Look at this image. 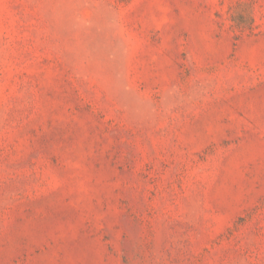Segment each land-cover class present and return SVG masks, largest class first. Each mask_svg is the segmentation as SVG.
<instances>
[{
    "label": "rangeland",
    "instance_id": "rangeland-1",
    "mask_svg": "<svg viewBox=\"0 0 264 264\" xmlns=\"http://www.w3.org/2000/svg\"><path fill=\"white\" fill-rule=\"evenodd\" d=\"M0 264H264V0H0Z\"/></svg>",
    "mask_w": 264,
    "mask_h": 264
}]
</instances>
